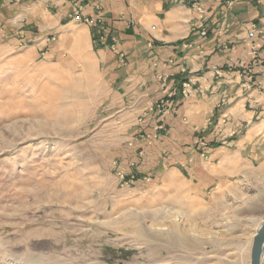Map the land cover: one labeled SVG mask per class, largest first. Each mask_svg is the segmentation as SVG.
Instances as JSON below:
<instances>
[{
	"label": "rangeland",
	"instance_id": "1",
	"mask_svg": "<svg viewBox=\"0 0 264 264\" xmlns=\"http://www.w3.org/2000/svg\"><path fill=\"white\" fill-rule=\"evenodd\" d=\"M14 4L0 0V264H250L264 156L212 120L130 172V103L109 107L83 24L45 33L37 3Z\"/></svg>",
	"mask_w": 264,
	"mask_h": 264
},
{
	"label": "crops",
	"instance_id": "2",
	"mask_svg": "<svg viewBox=\"0 0 264 264\" xmlns=\"http://www.w3.org/2000/svg\"><path fill=\"white\" fill-rule=\"evenodd\" d=\"M24 1L15 0L16 15L23 14ZM31 1L38 4L32 16L43 18L34 24L40 31H56L73 21L68 0ZM81 2L85 15L100 11L108 27L106 44L94 37L93 28L83 24L82 29L103 69L109 107L127 100L130 130L146 134L131 132L130 172L152 168L141 169L139 162L149 164L166 152L163 141L172 146L182 131L192 135L212 120L229 128L221 134L228 138L225 146H233L238 155L263 158L264 0ZM251 28L255 35L248 38ZM113 36L115 49L110 47ZM244 65L252 68L251 79L243 73ZM242 129L238 136L235 132Z\"/></svg>",
	"mask_w": 264,
	"mask_h": 264
},
{
	"label": "built area",
	"instance_id": "3",
	"mask_svg": "<svg viewBox=\"0 0 264 264\" xmlns=\"http://www.w3.org/2000/svg\"><path fill=\"white\" fill-rule=\"evenodd\" d=\"M71 3V8H72V20L74 22H78V23H82L90 28H93V35L95 38L98 37V40L100 42H102V44H106L107 41V34L106 32L108 31V27L106 25V21L103 17V15L100 13V11L96 12L93 15H85L83 13V5L81 0H69ZM255 1H259V0H255ZM151 29L152 30H156V25H151ZM200 35L201 36H205L206 35V30L205 29H201L200 31ZM255 35L254 29L251 28L248 33L247 36L248 38H253ZM111 43H110V47L111 49H115L116 48V37L113 36L111 38ZM255 61V59H253ZM243 73L246 76H249L250 73H252V68L248 65H244L243 66ZM187 87V84L184 85V91L185 88ZM162 103V102H161Z\"/></svg>",
	"mask_w": 264,
	"mask_h": 264
},
{
	"label": "water",
	"instance_id": "4",
	"mask_svg": "<svg viewBox=\"0 0 264 264\" xmlns=\"http://www.w3.org/2000/svg\"><path fill=\"white\" fill-rule=\"evenodd\" d=\"M263 242H264V225L254 235L252 248H251L250 264H259L261 247Z\"/></svg>",
	"mask_w": 264,
	"mask_h": 264
},
{
	"label": "bare ground",
	"instance_id": "5",
	"mask_svg": "<svg viewBox=\"0 0 264 264\" xmlns=\"http://www.w3.org/2000/svg\"><path fill=\"white\" fill-rule=\"evenodd\" d=\"M70 5H71V3H70ZM92 60H95V58H93ZM91 60V61H92ZM92 63V62H91ZM87 80H88V85H92V83H93V81H91V79L90 78H87ZM70 86H71V84H70ZM72 87H73V89L72 90H74V88L76 87V85H72ZM81 98V97H80ZM81 100V99H80ZM264 225V218L263 219H261L260 221H258V223H257V229L259 230L260 228H262V226ZM257 230V231H258ZM263 257H264V242H263V244H262V247H261V254H260V263L259 264H262L263 262H262V259H263ZM264 264V263H263Z\"/></svg>",
	"mask_w": 264,
	"mask_h": 264
}]
</instances>
